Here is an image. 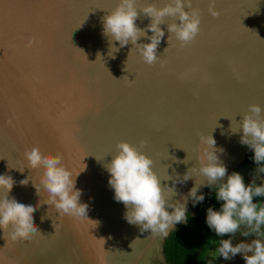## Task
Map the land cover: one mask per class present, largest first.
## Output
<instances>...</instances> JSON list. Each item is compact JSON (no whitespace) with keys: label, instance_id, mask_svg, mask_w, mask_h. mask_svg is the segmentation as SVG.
I'll return each instance as SVG.
<instances>
[{"label":"water","instance_id":"obj_1","mask_svg":"<svg viewBox=\"0 0 264 264\" xmlns=\"http://www.w3.org/2000/svg\"><path fill=\"white\" fill-rule=\"evenodd\" d=\"M119 2L0 0V175L16 181L9 199L39 205L33 214L39 232L29 240L13 241L0 228V264L166 263V238L128 223V209L114 199L105 165L118 154L116 145L140 148L147 141L140 150L155 161L162 185L174 187L173 204L194 187L195 177L174 181L200 166V135L215 138L228 172L253 151L240 143V124L249 105L264 108V0H216L218 18L208 11L211 0H193L200 32L186 47L168 31L179 21L166 17L157 49L164 67L146 64L131 43L120 48L112 41L120 50L109 55L103 18ZM137 2L162 8L171 0ZM150 22L140 12L137 26L146 29ZM33 37L38 42L29 48ZM137 43L151 41L141 37ZM37 145L61 155L74 178L81 172L76 188L89 205V219L61 216L45 203L44 169L28 168L24 157ZM185 159L187 164L177 163ZM4 195L0 191V199Z\"/></svg>","mask_w":264,"mask_h":264},{"label":"clouds","instance_id":"obj_2","mask_svg":"<svg viewBox=\"0 0 264 264\" xmlns=\"http://www.w3.org/2000/svg\"><path fill=\"white\" fill-rule=\"evenodd\" d=\"M215 3L216 0H211L208 11L213 17L218 18L221 13L215 7ZM140 12L146 18H151L146 29H141L136 24ZM166 17H175L176 21H179L168 24V31L175 35L181 47L188 46L198 36L201 25L200 10L193 7V0H171L162 8L155 4L139 7L137 0H120L117 7L103 18V34L109 38L110 43L109 55L115 58L114 53L131 43L146 64L153 65L160 61L161 67H164L165 62L157 55V49L165 35L160 25L165 23ZM148 31L154 34L149 37ZM141 37H147L151 43H137ZM168 39L170 42L172 36L170 35ZM112 41H118L120 48ZM37 42V38L33 37L28 40L26 46L31 48ZM86 58L88 59L87 56ZM262 113L264 108L261 105L251 104L249 112L243 116L240 124L243 130L240 143L254 150L253 159L258 166L252 182L246 184L244 176L238 171L228 175L227 166L218 155V151L222 153L224 150L216 149L217 142L211 134H202L199 137L202 148L198 155L200 166L189 168L182 178L177 177L174 181L186 183L195 177L194 187L183 198V202L174 204L170 203L171 197L175 194L174 187L162 185L161 177L153 168L155 161L140 150L147 141L142 140L140 148L126 141L119 142L116 145L118 154L105 167L110 173L109 185L114 189V199L123 202L128 209L125 213L128 223L140 225L142 232L151 230L153 235L167 238L178 223H187L188 200L191 199L193 206L203 202L205 195L200 193V189L203 186L212 188L213 185H217L216 198L223 203L218 211L212 207L208 208V227L220 237L234 235L242 225L249 229L241 233L245 237L253 234L264 235L261 233V227L264 226V204L253 202L254 197L264 196V184L257 186L255 183V176L264 173ZM24 157L28 162V168L44 169L40 185L48 193V200L45 203L54 205L61 216L89 219V205L81 203L82 190L76 188V177L81 172L74 178L73 172L63 164L61 155L45 154L38 145L26 150ZM177 163L188 162L185 159ZM171 179L173 178L167 176V180ZM29 180L30 176L21 180L19 184L27 186ZM15 184L16 181L11 176L0 175V191L5 192L4 197L0 199V228L9 234L13 241L29 240L33 234L39 232L33 216L39 205L20 203L15 198L9 199L8 194ZM33 185L39 192L34 182ZM168 208H173L174 211L169 212ZM54 227L57 230V225L54 224ZM9 228L12 229L10 233ZM219 245L216 249L217 257L222 256L225 260H231L237 254H241L245 264H264V239L256 238L251 243L240 242L235 246L232 239H222Z\"/></svg>","mask_w":264,"mask_h":264},{"label":"trees","instance_id":"obj_3","mask_svg":"<svg viewBox=\"0 0 264 264\" xmlns=\"http://www.w3.org/2000/svg\"><path fill=\"white\" fill-rule=\"evenodd\" d=\"M253 157L254 150L246 155L239 167L257 165ZM255 183L259 186L264 184V181ZM216 188L217 185H213L212 188L206 186L201 190L200 193L205 195V199L195 206L190 200L193 213H188L187 223H179L178 229L170 232L165 239L163 253L165 254L166 263L161 264H205L207 242L210 234L214 231L207 225V210L212 207L218 211L223 203L216 198ZM253 202L264 204V196L254 197Z\"/></svg>","mask_w":264,"mask_h":264},{"label":"rangeland","instance_id":"obj_4","mask_svg":"<svg viewBox=\"0 0 264 264\" xmlns=\"http://www.w3.org/2000/svg\"><path fill=\"white\" fill-rule=\"evenodd\" d=\"M240 165L241 163L235 166L233 169H231L227 174L231 175L233 171H238L244 176L245 183L252 182L253 176L255 174V169L258 166L246 165L239 167ZM261 181H264V173L255 176V182H261ZM248 230L249 229L246 226L242 225L241 229L238 230L234 235L231 236L229 234L223 237L217 236L215 231H213L210 234L209 240L207 242V257L205 264H245V260L243 259V256L241 254H237L231 260H225L222 256L220 257L216 256V249L220 246L219 242L222 239H232L234 246L240 242L251 243V241L256 238L264 239V235L253 234V235H249L248 237H245L241 234L242 232ZM261 233L264 234V226L261 227Z\"/></svg>","mask_w":264,"mask_h":264}]
</instances>
